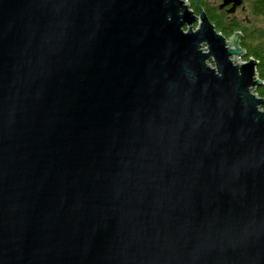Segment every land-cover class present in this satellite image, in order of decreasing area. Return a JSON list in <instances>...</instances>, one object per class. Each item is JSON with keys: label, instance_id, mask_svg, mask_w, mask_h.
<instances>
[{"label": "water", "instance_id": "95a60500", "mask_svg": "<svg viewBox=\"0 0 264 264\" xmlns=\"http://www.w3.org/2000/svg\"><path fill=\"white\" fill-rule=\"evenodd\" d=\"M194 2L0 0V264H264L259 62Z\"/></svg>", "mask_w": 264, "mask_h": 264}, {"label": "trees", "instance_id": "16d2710c", "mask_svg": "<svg viewBox=\"0 0 264 264\" xmlns=\"http://www.w3.org/2000/svg\"><path fill=\"white\" fill-rule=\"evenodd\" d=\"M192 8H196L194 0H188ZM207 11L210 19L217 30L225 36H230L234 31H240L242 36V47L246 49L245 60L255 58L259 64L257 72L264 81V0H249L253 19H239L230 15L225 10L221 11L217 4L210 0H199ZM257 94L264 98V84L257 88ZM264 109V106H263Z\"/></svg>", "mask_w": 264, "mask_h": 264}, {"label": "flooded vegetation", "instance_id": "af4514ba", "mask_svg": "<svg viewBox=\"0 0 264 264\" xmlns=\"http://www.w3.org/2000/svg\"><path fill=\"white\" fill-rule=\"evenodd\" d=\"M246 1L247 0H244V2H243V4L242 5H240V6H238L237 7V9L234 11V12H229V9L232 7V5L233 4H230V5H228V6H225V7H221V5H222V3H223V0H218V2H214V4H217V6H218V8L221 10V11H223V10H225L227 13H229L230 15H233V16H236V17H238L237 16V12H246L247 11V7H246ZM213 3V2H212ZM203 6V5H202ZM245 7V8H244ZM204 10H205V8H204ZM206 11V10H205ZM206 13H207V11H206ZM207 15H208V13H207ZM208 17H209V15H208ZM210 18V17H209ZM239 18V17H238ZM239 19H245V18H239ZM212 21V20H211ZM235 32H240V31H234L230 36H232ZM241 34H242V36H243V33L241 32ZM230 36H228V37H230ZM241 41H242V39H241Z\"/></svg>", "mask_w": 264, "mask_h": 264}, {"label": "rangeland", "instance_id": "374dc122", "mask_svg": "<svg viewBox=\"0 0 264 264\" xmlns=\"http://www.w3.org/2000/svg\"><path fill=\"white\" fill-rule=\"evenodd\" d=\"M211 2H218V0H210ZM246 7H247V11L246 12H237V16L239 17V18H245L246 19V17H249V18H252L253 19V17H254V15L252 14V12H251V7H250V2H249V0H247L246 1Z\"/></svg>", "mask_w": 264, "mask_h": 264}, {"label": "built area", "instance_id": "2783aa9c", "mask_svg": "<svg viewBox=\"0 0 264 264\" xmlns=\"http://www.w3.org/2000/svg\"><path fill=\"white\" fill-rule=\"evenodd\" d=\"M248 61H249V59L248 60H245L244 57L241 58V60H240L241 63H245V62H248Z\"/></svg>", "mask_w": 264, "mask_h": 264}]
</instances>
